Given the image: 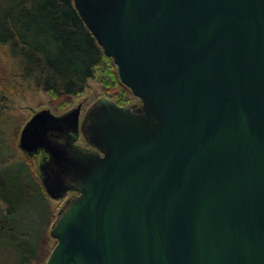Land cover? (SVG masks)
<instances>
[{"label":"water","instance_id":"1","mask_svg":"<svg viewBox=\"0 0 264 264\" xmlns=\"http://www.w3.org/2000/svg\"><path fill=\"white\" fill-rule=\"evenodd\" d=\"M72 2L140 103L23 126L45 194L76 193L45 264H264V0Z\"/></svg>","mask_w":264,"mask_h":264},{"label":"trees","instance_id":"2","mask_svg":"<svg viewBox=\"0 0 264 264\" xmlns=\"http://www.w3.org/2000/svg\"><path fill=\"white\" fill-rule=\"evenodd\" d=\"M0 45L7 47L14 63V78L41 90L60 107L79 97L89 81L114 93L109 100L120 107L133 96L72 0H0ZM40 192L45 194L25 159L0 167V250L12 249L16 264H45L49 256L42 259L40 240L33 241L18 227L23 207Z\"/></svg>","mask_w":264,"mask_h":264},{"label":"rangeland","instance_id":"3","mask_svg":"<svg viewBox=\"0 0 264 264\" xmlns=\"http://www.w3.org/2000/svg\"><path fill=\"white\" fill-rule=\"evenodd\" d=\"M14 72L15 66L8 55L7 47L0 45V167L25 159L31 172L39 180L40 160L36 157H28L18 147L19 135L25 123L40 110L48 109L54 115H62L79 104L82 106L79 118L81 122L84 112L92 104L100 99L112 100L111 96L114 93H110L101 83L89 81L79 97L67 100V104L60 107L58 106L60 103L45 95L41 90L34 89L27 82L16 80ZM139 103L137 98L131 96L126 106ZM16 166L18 167L17 164ZM17 167H12V169ZM69 196L70 193L61 200L53 201L40 192L22 209L24 220L18 227L27 231L33 241L40 240L39 254L42 259L49 255L55 245V240L50 235V229L54 223L51 221L56 219L58 211ZM8 251L12 249L6 247V251L0 250V264H16L15 252Z\"/></svg>","mask_w":264,"mask_h":264},{"label":"flooded vegetation","instance_id":"4","mask_svg":"<svg viewBox=\"0 0 264 264\" xmlns=\"http://www.w3.org/2000/svg\"><path fill=\"white\" fill-rule=\"evenodd\" d=\"M81 111H82V106H81ZM86 111H87V110H86ZM80 113H81V112H80ZM85 113H86V112H84V114H85ZM82 119H83V118H82ZM79 123H81V122H79ZM70 134H71V133H70ZM54 137H55V139H56L57 141H59L60 143H63V142L65 141V138H66V136H65V135H62V134H55ZM81 138H82V139H81ZM75 145L81 147V148L84 149V150H88V151L95 152V149H94L93 147H91V146L86 142V140L84 139V137L82 136V134H81L80 132L76 135ZM34 157L38 158V159L40 160V162H41V161H43V160L45 159V154H43V153H38L37 155L33 156V158H34ZM69 193H70L69 198H71V197H73V196L76 195L75 192H69ZM69 193H67V194H69ZM67 194H66V195H67ZM69 198H68V199H69ZM68 199H67V200H68Z\"/></svg>","mask_w":264,"mask_h":264}]
</instances>
